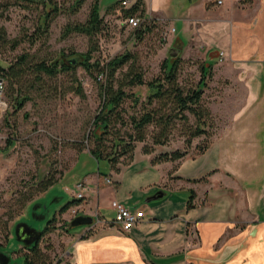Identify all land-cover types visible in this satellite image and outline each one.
<instances>
[{
  "label": "crops",
  "instance_id": "0c3cea01",
  "mask_svg": "<svg viewBox=\"0 0 264 264\" xmlns=\"http://www.w3.org/2000/svg\"><path fill=\"white\" fill-rule=\"evenodd\" d=\"M142 2L146 16L169 24L187 53L204 56L215 67L222 64L223 75L244 97L205 152L153 163L155 154L137 149L119 172L111 168L104 178L86 175L78 181L87 187L83 200L74 194L65 203L59 197L58 215L78 201L70 207L77 210L72 220L94 219L90 226L81 225L84 229L70 226L68 264H238L230 261L253 227L256 233L249 239L256 254L264 251V173L258 163L264 161V0ZM250 166L260 175L246 186L254 174H246ZM112 201L144 210L145 220L123 231L113 224ZM242 222L249 228L239 229Z\"/></svg>",
  "mask_w": 264,
  "mask_h": 264
},
{
  "label": "rangeland",
  "instance_id": "374dc122",
  "mask_svg": "<svg viewBox=\"0 0 264 264\" xmlns=\"http://www.w3.org/2000/svg\"><path fill=\"white\" fill-rule=\"evenodd\" d=\"M41 1L29 3L20 0L15 3L16 0H0V14H3L0 18V26L5 27L9 39L24 40L15 50H11L9 46L0 48V66L8 69L11 64L17 62L19 56L24 54H29L33 66L43 60L56 58L61 52L69 55L67 60L70 61L76 59V54L89 51L91 43L88 36L74 33L69 37H63L62 34L68 24L86 22L94 0H87L74 14L69 9L74 0H55L63 7L62 12L51 22L48 31L43 32V37L33 44L32 39L42 31L40 28L44 7L39 3ZM116 2L117 0H101L104 31L96 38L98 50L94 53L91 62L94 64L100 61L104 65L117 55H130L129 65L119 69L116 78H121L127 72L128 66L135 63L145 80L151 81L161 76L162 64L173 58L171 53L174 50H179L178 57L181 58L179 81L185 88L196 85L201 78L204 56L200 58L198 55L187 53L184 46L172 35L173 32L167 36L166 33L170 29H168L169 24L164 21L143 26L142 30L147 29V31L139 38L135 35L136 30L127 24L121 5L118 6L117 11L108 12V8ZM6 3L16 5L4 10L3 6ZM133 3L134 1L128 7ZM137 16L140 17V12ZM182 40L186 43V40ZM213 70V78L208 81V88L204 92V103L212 112L210 132L213 137L201 136L194 139L189 156L199 154L207 142L221 133L224 124H228L233 118L244 97L240 87L223 75L222 64L214 66ZM31 72L28 71L22 80L18 79L12 91L9 90L6 82L3 100L7 108L5 112L0 113V246L2 247L9 244L16 222L21 220L32 225L43 224L33 218L35 205L41 204L42 211L47 212L46 206L53 205L54 208L59 204L55 202L56 198L65 197V203L73 201L74 194L77 193L78 181H82L86 175L104 178L112 170L107 159L97 160L89 154L90 148L94 146L89 139L95 129L93 121L103 103L100 83L97 80L99 72L94 69L92 73H88L82 66L76 68L75 76L82 83L85 99L69 89L74 79L72 72L62 73L57 78L43 75L41 81L30 88L31 99L19 108L16 99L20 98L23 95L21 91L30 87L33 84L31 82H35L37 78L36 74ZM134 91L140 92L142 98L145 97V88H135ZM130 105V100H127L124 108ZM130 113L131 111L126 112L124 116L128 118ZM190 119L191 122L194 121L193 117ZM7 121L9 124L6 123ZM124 132L125 129L120 134L124 135ZM153 134L154 129L151 127L148 129L147 142L136 145L138 154L139 149L142 151L145 146L153 145L151 139ZM168 137L169 144L158 147V152L184 150L186 136L180 121L176 122L175 129ZM198 146L199 149H196ZM125 160L124 162H127V159ZM258 163L262 167L260 171L264 173V161L260 158ZM248 168L246 174L247 172L254 174L248 176L246 186L256 181L254 175L256 177L260 175L259 168L252 169L251 166ZM49 181H55L56 185L48 192H41L42 186ZM261 214L264 220V204ZM73 217V208L59 215L53 230L41 240L40 247L42 253L47 255L48 264H68L66 253L68 240L72 236H66L65 228ZM252 224L260 226L261 223L254 221ZM249 225L242 222L238 228L248 229ZM255 233L253 227L249 232V238ZM249 238L240 240L238 252L230 263L264 264V251L256 254L254 241ZM13 244L15 243L12 241L9 251ZM21 249L13 254L14 258L19 257L22 252L25 253L22 247ZM22 261V258H18L11 264H20Z\"/></svg>",
  "mask_w": 264,
  "mask_h": 264
},
{
  "label": "trees",
  "instance_id": "16d2710c",
  "mask_svg": "<svg viewBox=\"0 0 264 264\" xmlns=\"http://www.w3.org/2000/svg\"><path fill=\"white\" fill-rule=\"evenodd\" d=\"M16 0L15 3H17ZM29 3H35L36 0H23ZM87 0H74L70 6V11L77 13ZM38 3V2H36ZM44 7V13L41 21L40 34H38L32 43H36L42 38L43 32H47L51 22L60 15L63 7L55 0H42L39 2ZM16 5L6 3L4 10ZM121 5L125 17L128 19L131 16H137L140 12V17L144 19V23L136 28L135 35L141 38L146 30H142L143 26L150 23L159 22L156 19H149L146 16V10L142 0H136L131 6L124 4V0L115 3L108 8V12L115 11ZM1 7V5H0ZM27 7V6H25ZM3 14H0V18ZM126 19V20H127ZM150 30V28H149ZM104 31V17L101 14L100 0H94L91 5L88 19L84 23L68 24L63 31V37L77 33L83 34L90 38L91 47L88 52L76 54L75 60H67L69 55L61 52L56 58L43 60L32 66L29 54H24L18 57L16 63L9 66L8 69L0 66V78L5 82V90L8 83L9 90H14L16 81L22 80L28 71L36 74L35 82L30 87L21 91L23 95L16 99L19 108L31 98V87H35V83L41 81L43 75L49 78H57L60 74L72 72L74 76L73 84L69 87L70 91L81 98H86V94L82 83L75 76V71L78 66H82L86 72L92 73L95 69L99 72L97 77L100 83V90L103 96V103L100 112L93 121L95 127L94 132L89 138L92 140L93 147L90 148L89 154L95 159H107L111 167L116 171H120L121 165H126L134 159L136 145L145 143L148 140V129L153 127V145L145 146L142 151L145 154H155L153 163L176 162L185 158L192 145L193 140L206 136L213 137L210 132L212 126V112L204 103V92L208 88V81L213 78L214 64L203 62L201 64V78L196 85L190 88H185L179 81L180 57L166 60L161 67V76L146 81L142 72H140L136 64H130L128 70L121 78H116L119 69L129 65L130 55H117L108 63L102 65L100 61L91 62L94 58V53L98 50L96 42L97 36ZM24 40L15 38L9 39L5 27L0 26V48L10 47L15 50ZM31 72V73H32ZM7 82V83H6ZM135 88H145V97ZM5 92V91H4ZM130 100L131 105L124 108V104ZM131 111L128 118L124 113ZM190 117L194 118L191 122ZM180 121L184 128L185 148L184 150H176L173 152H158V147L167 146L170 142L168 137L175 129L176 122ZM9 124V122H6ZM120 128H117V127ZM125 129L124 135L120 134ZM114 131V133H112ZM114 134V135H113ZM113 135V136H112ZM112 136V138H107ZM207 142L199 151L205 152L210 142ZM199 149V146L196 148ZM125 159H127V162ZM56 185L55 181H49L40 189L41 192L48 190ZM194 196L191 195L190 202ZM78 201L68 204L61 213H65L72 205ZM74 203V204H72ZM59 217H54L42 233V240L54 228V224ZM5 248L0 246L1 250ZM24 253V252H23ZM24 264H48L47 255L42 253L40 244H37L33 249L25 251Z\"/></svg>",
  "mask_w": 264,
  "mask_h": 264
},
{
  "label": "flooded vegetation",
  "instance_id": "af4514ba",
  "mask_svg": "<svg viewBox=\"0 0 264 264\" xmlns=\"http://www.w3.org/2000/svg\"><path fill=\"white\" fill-rule=\"evenodd\" d=\"M59 198L55 199V202H58ZM42 205L38 204L35 205L34 211H33V218L39 222H43V224L40 226L39 224H34L32 225L30 222H23V221H18L15 223V225L13 226L12 229V238L9 242V244H7V246L5 248H3L1 250V253H5L6 255L10 256V260L8 261L7 259L4 258L5 261H7V264H11V262L13 260H18V258H22L23 261L20 264H24V259H25V255L22 252V254L17 257L14 258V253L20 251L21 247L23 248L24 251H28L33 249L37 244H40L41 240H42V233L45 231L46 227L48 226L49 222L54 218V217H59L58 213L55 212L53 205L50 206H46L47 208V212H43L42 211ZM62 215V214H60ZM74 220V219H73ZM73 220H71L69 222V225L65 228L66 233L68 234V231L70 229V226L72 225ZM21 225V227L17 230V226ZM24 226L26 227V229H33L34 233L38 234V238L37 240L32 243L33 241V236L34 234L31 233H27L24 230ZM14 242L15 244L11 245L12 249L9 251V247H10V243ZM22 251V249H21Z\"/></svg>",
  "mask_w": 264,
  "mask_h": 264
},
{
  "label": "built area",
  "instance_id": "2783aa9c",
  "mask_svg": "<svg viewBox=\"0 0 264 264\" xmlns=\"http://www.w3.org/2000/svg\"><path fill=\"white\" fill-rule=\"evenodd\" d=\"M131 2L132 0H125L124 4L128 6ZM219 3L221 4V1H219ZM143 23L144 19L140 18L139 16H131L127 19V24L132 29L140 27ZM174 31V29H170L167 31L166 35L169 36V34ZM221 56H223V54H221ZM4 91L5 82L0 78V113L5 112L7 108V104L3 100ZM108 182H110L109 179ZM76 190L77 193L75 194V198L78 200H83L85 198V192L87 190L85 182L77 183ZM111 207L116 212L113 224L126 232L131 231L134 227L141 224L146 218L144 210L139 208H132L118 201H112ZM76 214L77 210H74V215Z\"/></svg>",
  "mask_w": 264,
  "mask_h": 264
},
{
  "label": "water",
  "instance_id": "95a60500",
  "mask_svg": "<svg viewBox=\"0 0 264 264\" xmlns=\"http://www.w3.org/2000/svg\"><path fill=\"white\" fill-rule=\"evenodd\" d=\"M172 57L175 58L179 55V50H174L172 53ZM164 194L161 193L159 194V196H157V198H160L162 197ZM93 218L92 217H89V216H78L76 219H74V221L72 222V225L73 226H81V225H92L93 224ZM21 227V225H18L17 226V230ZM26 229V227L24 226V230ZM27 230V231H26ZM25 231L27 233H31V234H34L33 236V241L32 243H34L37 238H38V234L34 233V230L33 229H26ZM7 259L8 261L11 259L10 256L6 255L5 253H1L0 254V264H7L8 262L4 260Z\"/></svg>",
  "mask_w": 264,
  "mask_h": 264
}]
</instances>
